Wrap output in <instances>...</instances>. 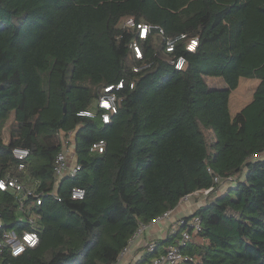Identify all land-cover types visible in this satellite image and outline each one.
I'll use <instances>...</instances> for the list:
<instances>
[{
  "label": "trees",
  "instance_id": "obj_1",
  "mask_svg": "<svg viewBox=\"0 0 264 264\" xmlns=\"http://www.w3.org/2000/svg\"><path fill=\"white\" fill-rule=\"evenodd\" d=\"M139 25L164 35L141 38ZM242 78L258 84L233 116ZM120 82L118 111L104 124L95 103ZM88 110L96 116L81 115ZM61 132L75 133L81 170L55 189ZM100 140L104 152H91ZM15 147L30 150L24 169ZM263 153L264 0H0V180H36L43 194L41 205L28 197L22 213L17 194L0 190V237L40 235L17 257L0 247V264H114L140 225L208 189L206 202L136 264L186 230L185 264H264V158L253 159ZM73 188L85 198L72 199Z\"/></svg>",
  "mask_w": 264,
  "mask_h": 264
},
{
  "label": "built area",
  "instance_id": "obj_2",
  "mask_svg": "<svg viewBox=\"0 0 264 264\" xmlns=\"http://www.w3.org/2000/svg\"><path fill=\"white\" fill-rule=\"evenodd\" d=\"M138 28L140 29V37L146 38L148 34H157V35H164V31L160 29L157 26L152 25H139ZM185 36H182L184 38ZM175 41H168V51L173 50V45ZM198 46V39H191L190 42L187 44V49L189 51H195L196 47ZM134 49L136 52L137 57H142L141 50L137 45H134ZM175 63V67L178 70H181L186 65V60L184 57L178 58V60ZM123 88V83L120 82L115 86H107L104 88L103 94L101 97L96 101L95 103V109L101 110V120L104 124H109L111 121V116L113 114H116L118 111V97L116 94V91ZM81 115L89 116V117H95L96 113L94 110H88ZM74 135H73V134ZM64 134V138H61L62 140V149L57 154L55 159V189L58 187L60 181L67 176H76L78 172L81 170V166L76 162V155H75V149L72 142L75 138V133H64L61 132L60 135ZM106 148V142L104 140H100L96 143H94L91 147V152L94 153H103ZM13 155L21 160V164L19 165V169L25 168V161L30 156V150L23 147H15L13 148ZM216 182L222 181L219 177L215 178ZM39 185L38 181H33L32 184L25 183L20 177L8 174L6 178L0 180V190L7 191L11 190L14 191L17 196V204H18V210L22 213H26L27 210L25 208V201L30 196H35V200L38 205L42 204L43 201V194H36V189ZM211 189L208 190H197L194 191L191 194H188L184 196L180 202L184 203L186 201H189L190 199L194 197H200L204 196L207 197L210 193ZM55 194L56 199L60 200ZM86 196V190L84 188H73L71 191V197L75 200H82ZM172 215V211H167L163 213L162 215L158 216L156 219H154L149 224H142L136 231L134 237L129 242V245L124 249V251L121 253L120 257L118 258V261L114 264H120L125 261V258L128 254H130L131 246L135 242V240L140 237L146 230L149 229V227L153 224H157L161 221L170 219ZM38 220V217L32 213L28 216L29 225L34 228ZM185 222L183 218L176 221V228L177 226L183 225ZM191 225L193 226L194 231L198 232L201 230V221L199 217H196ZM2 226V223L0 221V227ZM175 232V231H174ZM157 241L158 240H150L146 244L147 252L145 251L144 255L146 253H154L157 248ZM191 241V233L186 230L183 232L181 238L179 239L178 244L176 245H170L168 246L164 252L158 253V255H154L153 257H150V260L147 261L145 264H185L189 257L184 253L183 248L187 247L188 244ZM40 243V235L37 230L31 229V230H25L23 232H17L15 230H8L5 231L2 236L0 237V247H6L12 254V256H20L23 253H25L28 249L35 248Z\"/></svg>",
  "mask_w": 264,
  "mask_h": 264
},
{
  "label": "crops",
  "instance_id": "obj_3",
  "mask_svg": "<svg viewBox=\"0 0 264 264\" xmlns=\"http://www.w3.org/2000/svg\"><path fill=\"white\" fill-rule=\"evenodd\" d=\"M205 202V199L203 202L200 200L196 203L189 200L179 204V206L172 211L170 219L151 225L148 230L135 240L131 246L130 254H128L125 261L120 264H136L138 261L143 259L146 244L150 240L166 239L174 230L177 220L193 214Z\"/></svg>",
  "mask_w": 264,
  "mask_h": 264
},
{
  "label": "rangeland",
  "instance_id": "obj_4",
  "mask_svg": "<svg viewBox=\"0 0 264 264\" xmlns=\"http://www.w3.org/2000/svg\"><path fill=\"white\" fill-rule=\"evenodd\" d=\"M210 83L213 86H221V87L223 86L222 82L218 80H211ZM257 84H258V80H252V79H246V78L241 79L238 88L232 92V95L230 98V109H231V113L233 116H235L238 112H240L252 100L253 93L257 87ZM8 134L9 133H7V135ZM59 136H60L59 137L60 140L61 138H64V134L59 135ZM263 158H264V153L254 157L253 159H263ZM233 178L234 179L232 181L228 180L229 182L228 181L225 182L221 190L217 191L216 195L220 194L222 191L228 188L232 183H234L236 179H238L237 177H233ZM190 200L195 203L200 200L201 202H203L204 196L192 198Z\"/></svg>",
  "mask_w": 264,
  "mask_h": 264
}]
</instances>
